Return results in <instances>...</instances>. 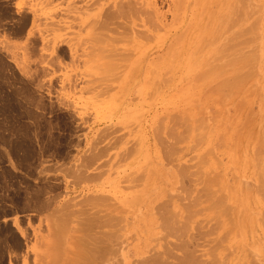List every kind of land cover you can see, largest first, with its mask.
Segmentation results:
<instances>
[{
	"label": "rangeland",
	"instance_id": "obj_1",
	"mask_svg": "<svg viewBox=\"0 0 264 264\" xmlns=\"http://www.w3.org/2000/svg\"><path fill=\"white\" fill-rule=\"evenodd\" d=\"M74 1L81 7L88 0H0V264L72 263L83 213L101 199L106 200L100 205L107 200L114 205L115 214L108 203H97L105 213L123 218L111 258L116 257L108 264H136L139 255L151 254L164 240L174 250L171 263L189 254L198 264H211L213 252L222 256L214 264H260L263 255L254 252L264 246V220L254 169L257 144L264 149L257 136L264 124V0H195L185 23L183 6L176 11L173 0H159L162 21L141 7L138 16L116 17L104 30L108 50L94 41L98 30L82 8L73 9ZM232 3L235 17L224 14ZM224 18L232 19L235 30L249 23L240 31L253 29L243 32L252 33L250 46V37L244 43L243 33V39L239 30L232 34L240 40L236 52L243 48L249 55L234 63L237 54L233 67L212 74L209 68L226 59H216L215 47L203 45L215 38L213 32L220 43V34L233 33H227L233 27ZM218 23L229 27L227 32L215 28ZM206 172L223 176V198L214 209L222 210L219 218L203 192ZM200 176L205 178L198 184ZM231 185L237 193L227 198ZM169 209L177 214L175 226L182 227L184 242L183 235L165 239L160 222ZM56 229L67 234L59 231V237ZM176 239L188 254L179 251ZM255 255L261 256L258 262Z\"/></svg>",
	"mask_w": 264,
	"mask_h": 264
},
{
	"label": "bare ground",
	"instance_id": "obj_2",
	"mask_svg": "<svg viewBox=\"0 0 264 264\" xmlns=\"http://www.w3.org/2000/svg\"><path fill=\"white\" fill-rule=\"evenodd\" d=\"M119 1H121V0H88L87 2H86V4L84 5L83 4V6H81V7H79L78 5H77V1H74L75 3H74V6H73V9L75 10V11H79L80 12V10H81V8H82V11L83 12H85L86 14H87V17L89 18V20H88V22H89V25H91L92 26V28H93V30L94 29H96L97 28V30H98V35L96 36V38L94 39V41H97V42H102L103 43V45H102V47H105V49L104 50H108L109 48H108V46L107 45H110L109 43H108V38H107V36H106V33L104 32V30H105V28L106 27H109V25L111 24V22H113V20H115L116 19V17H118L120 14H125V17H127L128 15H130V17H132V16H135V15H137L138 16V14L140 13V12H142V10H140L139 8L141 7V8H143V10L144 11H146V13H153L154 15L152 16V18H154V17H156L157 18V20H159V21H162V19L164 18V15L162 14V12L160 11V8H159V3H158V1L159 0H144V2L143 1H139L138 2V0L137 1H132V0H124V1H126V2H124V1H121V3L119 2ZM193 1H195V0H173L172 1V6H174V7H176L175 8V10L177 11V9L178 8H180V7H184L185 8V10H184V13H180L181 12V9L182 8H180V16H181V14H183V23H185L186 21H188L187 20V15H188V6H191V5H189L191 2H193ZM197 1V2H196ZM195 2L198 4V1L199 0H196ZM232 1V0H231ZM224 2H225V0H224ZM224 2H223V4H224ZM234 2V1H233ZM239 2H241V0H239ZM238 2V3H239ZM244 2H246L245 0H244ZM125 3H127V4H125ZM195 3V4H196ZM229 3V2H228ZM242 3H243V0H242ZM139 4V5H138ZM193 4H194V2H193ZM169 5V4H168ZM228 6H230L229 4H227ZM232 5H234V3H232ZM236 5V4H235ZM235 5L233 6V7H231L230 6V8H233V11H232V9L231 10H229L230 8H228L227 10H229V11H232V12H228L227 10H226V8H225V10H226V12L228 13V14H226L225 13V11H224V14L225 15H234V14H236V9L234 8L235 7ZM139 6V7H138ZM170 6V5H169ZM221 6H223V5H221ZM239 6V5H238ZM193 7V6H192ZM199 7V6H198ZM236 7H237V5H236ZM242 7V6H241ZM170 8V7H169ZM183 8V9H184ZM245 9L246 10V8L245 7H242L241 9ZM196 9V8H195ZM234 9H235V11H234ZM238 9H240V7L238 8ZM237 9V10H238ZM244 9L243 10H241L242 12L241 13H244L243 11H244ZM148 10V11H147ZM172 10H173V8H172ZM179 10V9H178ZM196 10H194V12H195ZM90 12V13H89ZM173 12V11H172ZM191 12V11H190ZM210 12H212V11H210ZM234 12V13H233ZM208 13V12H207ZM213 13V12H212ZM211 13V14H212ZM222 13V12H221ZM241 13H239V14H241ZM245 13H246V11H245ZM245 13H244V16H246L245 15ZM172 14H174V13H172ZM179 15V14H178ZM193 15V14H192ZM216 15V14H215ZM214 15V16H215ZM219 15V14H218ZM224 15V16H225ZM196 16H197V14H196ZM210 16V15H209ZM236 15H234V17H235ZM241 17H243V14H241L240 15ZM239 16V17H240ZM161 17V18H160ZM178 17V16H177ZM182 17H181V19H182ZM222 17V16H221ZM240 17V18H241ZM156 18H154V19H156ZM166 18V17H165ZM195 18V17H194ZM197 18V17H196ZM199 18V17H198ZM197 18V19H198ZM240 18H239V20H240ZM250 18V17H249ZM179 20H180V17L178 18ZM225 19V18H224ZM230 18H226L225 19V21L227 20V21H230V23H231V25H232V29H231V27H230V29L232 30H230V29H228L229 27H227V29H228V32H227V29L226 28H224L223 26H221L220 25V23H218V26L216 27L215 26V28H218L219 27V25H220V28L222 27V28H224L223 30H221V33H223L224 31H226L227 33H231V32H233L234 30H235V26H234V24L232 23V19H230ZM245 19V20H244ZM246 19H248L247 17H244V18H242V20H244V21H246ZM172 20H173V17H172ZM171 20V21H172ZM177 20V19H176ZM176 20H175V18H174V20L173 21H175L176 22ZM194 20V19H193ZM218 20H219V17H218ZM221 20V19H220ZM220 20L218 21V22H220ZM150 21H151V19H150ZM150 21H148L149 23H151ZM159 21H158V23H157V21H152V22H156L155 23V26H157V25H159V27H160V24H159ZM165 19H164V21H163V23H165ZM225 21H223V23H222V25H225ZM242 22V23H240V30L242 29L241 28V26H243V28H246V27H248V26H246L247 24H249V23H246V22ZM178 22V23H177ZM176 23L177 24H179L178 26H181L180 25V22L179 21H177ZM195 22H197V21H195ZM221 22H222V20H221ZM161 23V22H160ZM168 23V24H167ZM169 23H171V22H167L166 21V25L168 26L169 25ZM176 23H174V24H176ZM182 23V24H183ZM192 23V21H191V19H190V24ZM230 23L228 22V25H230ZM246 23V24H245ZM162 24V23H161ZM209 24V23H208ZM243 24V25H242ZM255 24V23H254ZM258 24V23H257ZM256 24V25H257ZM153 26H154V23L152 24ZM164 25V24H163ZM166 25H164L165 27H166ZM184 25V24H183ZM227 25V24H226ZM163 26V27H164ZM196 25H195V23L193 24L192 23V27L191 28H193V27H195ZM198 26V25H197ZM202 26V25H201ZM237 26V25H236ZM238 26H239V24H238ZM254 26V25H253ZM188 28L187 29H189V24H188V26H187ZM203 27V26H202ZM162 27H160V29H161ZM180 28V27H179ZM201 28V27H200ZM214 28V29H215ZM220 28H218V29H220ZM252 28H254V27H252ZM256 28V27H255ZM186 29V30H187ZM194 29V28H193ZM192 29V30H193ZM196 29H198L197 27H196ZM195 29V30H196ZM226 29V30H225ZM234 29V30H233ZM258 29V28H257ZM172 30V29H171ZM174 30H175V28H174ZM174 30H172V31H174ZM176 30H178V27H177V29ZM176 30H175V32H176ZM183 30V29H182ZM186 30H185V32H186ZM191 30V29H190ZM201 30V29H200ZM199 29H198V31H200ZM205 30V29H204ZM239 29H237V30H235V32H237ZM239 30V32H238V35H239V37H240V39H243L244 37V39H243V42L244 43H247V42H245L244 40H249V37L251 36V32L250 33H243L244 31H248V30H253V29H248V30H244L243 32H241ZM255 30V29H254ZM165 31H167V30H165ZM170 31V30H169ZM189 31V30H188ZM214 31H216V30H214ZM219 32V31H218ZM217 32V33H218ZM119 33H121V34H124L123 32H119ZM174 33V32H173ZM199 33V32H198ZM214 33L215 32H213V36L215 37V38H213L212 40H210L209 39V41H211V42H205V45H203V47L205 46H208V43H209V45H211V47L212 46H214L215 47V49H216V53H215V55H213V53H212V55L213 56H216V59L219 57V58H224V59H226V61H223V64H220V63H217L215 66L213 65L212 67H210L209 69L211 70V71H209V73H212L213 71H216V72H214V73H216L217 74V72L218 71H220L221 73H222V71H227V69H228V67L230 68V66H231V64L230 63H233L232 62V60H235L234 58L237 56V54H238V57H236V59L237 60H235L234 61V63L236 62H238V61H240V60H238V59H240L239 57H242V58H244L246 55H249V53L248 54H245V52H242V49H240V52L243 54H241L238 50H239V48H240V40H236L235 39V37H233V35L232 34H235L234 32L233 33H231V34H228L229 36H227V35H225V33H223L224 35H221L220 34V36H223L224 38H226V37H229L228 38V40L226 41H223V37H221V43H220V39H218V36H219V34H215L214 35ZM242 33H243V36L241 37V35H242ZM151 34V33H150ZM150 34H148V35H150ZM176 34H178V33H176ZM241 34V35H240ZM244 34H246V35H244ZM250 34V36L248 37L247 35H249ZM132 35H135V33H133ZM171 35V34H170ZM180 35V34H179ZM185 35V34H184ZM184 35H182V37L184 36ZM236 35V34H235ZM234 35V36H235ZM254 36V35H253ZM252 36V37H253ZM256 36H258L257 35V33H256ZM178 37V36H177ZM189 37V36H188ZM246 37H248L247 39H246ZM175 38V37H174ZM174 38H173V44H174V42H175V40H174ZM255 39H256V37H254ZM177 39V38H176ZM188 39V38H187ZM196 39H194L193 41H195ZM207 40V39H206ZM205 40V41H206ZM251 40H252V38L250 37V43L249 44H247V45H251ZM201 41V40H200ZM200 41L199 42H197L196 44H199L200 43ZM203 41V40H202ZM186 42V41H185ZM255 44H256V42L255 41H253ZM252 42V43H253ZM107 43V44H106ZM206 43H207V45H206ZM189 44H192L191 42L189 43ZM195 44V43H194ZM194 44H192L193 46H194ZM201 44V43H200ZM203 44H204V41H203ZM235 44H239L237 47L236 46H234ZM188 45V44H187ZM186 45V46H187ZM182 46V45H181ZM192 46V47H193ZM196 46H198V45H196ZM170 48L172 47V43H171V46H169ZM187 47H190V45L189 46H187ZM209 47V46H208ZM237 48L238 50H237V52H236V49H234V48ZM239 47V48H238ZM170 48H168L169 50H170ZM185 48V47H184ZM198 48V47H197ZM175 49V48H174ZM177 49V48H176ZM188 49V48H187ZM204 49V48H203ZM211 49V48H210ZM92 51H95V49L94 48H92L91 49ZM183 50H185V49H183ZM197 50H199V49H197ZM233 50H234V52H233ZM171 51V50H170ZM203 51V50H202ZM201 51V52H202ZM177 52V51H176ZM175 52V53H176ZM197 52V51H196ZM239 52V53H238ZM167 54L169 53V51H167L166 52ZM165 53V54H166ZM171 53V52H170ZM169 53V54H170ZM195 53V52H194ZM192 54V55H195V54ZM168 54V55H169ZM201 54V53H200ZM217 54V55H216ZM235 54V56L233 57V55ZM239 54H240V56H239ZM168 55H166V56H168ZM231 55H232V57H231ZM253 55V54H252ZM251 54H250V56H252ZM166 56H164V58L166 57ZM176 56V55H175ZM199 56H201V55H199ZM210 56V55H209ZM255 56V55H254ZM193 57V56H192ZM214 58V57H213ZM218 58V59H219ZM221 58V59H222ZM232 58V59H231ZM246 58V57H245ZM248 58H250V57H248ZM255 57H253V59H254ZM257 58V57H256ZM170 59V58H169ZM250 60H252V59H250ZM197 61V60H196ZM195 61V62H196ZM215 61V60H214ZM242 61H246V59H242L241 60V62ZM199 62V61H198ZM218 62V61H217ZM197 63V62H196ZM240 63V62H239ZM245 63H247V62H245ZM220 64V65H219ZM241 64V63H240ZM230 65V66H229ZM232 65H234V64H232ZM241 65H244V64H241ZM246 65V64H245ZM153 66H154V64H153ZM226 66H228V67H226ZM235 67H236V64L234 65ZM238 66V65H237ZM231 67H233V66H231ZM241 67H243V66H241ZM247 67V66H246ZM154 68V67H153ZM227 68V69H226ZM242 69V68H241ZM245 69V68H244ZM247 69V68H246ZM236 70V69H235ZM238 70V69H237ZM236 70V71H237ZM151 71H152V69H151ZM154 71V70H153ZM230 71V70H229ZM240 71V70H239ZM219 72V73H220ZM242 72V71H241ZM251 72H253L252 70H251ZM214 73H212V74H214ZM233 73H235V71L233 72ZM245 73V72H244ZM249 73H250V71H249ZM230 74V73H229ZM237 74V73H236ZM252 74V73H251ZM251 74L249 75L250 77H251ZM241 75V74H240ZM246 75V74H245ZM239 76V75H238ZM243 76V75H242ZM241 76V77H242ZM234 77H235V74H234ZM240 77V76H239ZM238 78V77H237ZM248 78V77H247ZM239 79V78H238ZM241 80V79H240ZM243 80H245V76H244V79ZM190 81V80H189ZM225 84V83H224ZM193 86V85H192ZM192 89V88H191ZM194 89V88H193ZM254 90V89H253ZM216 91H218V90H216ZM221 91H223V90H220V93H221ZM219 92V91H218ZM254 92H255V90H254ZM262 98H260L262 101H263V96H261ZM203 98V97H202ZM187 99V98H186ZM243 100V99H242ZM245 101V100H244ZM262 101H261V103H262ZM241 103L242 104H244L242 101H241ZM264 103V102H263ZM197 104V103H196ZM218 104V103H217ZM211 105H213V104H211ZM264 105V104H263ZM197 106V105H196ZM192 107H193V105H192ZM211 107H213V106H211ZM210 107V108H211ZM241 107H243L242 105H241ZM263 109H264V106H263ZM186 110V109H185ZM260 112H262V110L260 111ZM185 113H188L187 111L185 112ZM183 115V114H182ZM186 115V114H185ZM261 116H260V118H261V120L263 119V113L262 114H260ZM187 116V115H186ZM185 116V117H186ZM188 117H190V116H188ZM187 117V118H188ZM192 120V119H191ZM183 121V120H182ZM185 122H186V120H185ZM199 124V123H198ZM261 128H258L259 130H258V133H257V136H259V141L260 142H263L264 143V124L262 123L261 124V126H260ZM198 129H199V127H198ZM185 130V129H184ZM255 130V129H254ZM172 131V130H171ZM199 131V130H198ZM211 133V132H210ZM239 135H240V133H238ZM252 134H254V132H252ZM255 135V134H254ZM222 137V136H221ZM253 137H251V139H252ZM219 139V138H218ZM242 139V138H241ZM241 139H239V136L237 137V139L236 140H239V142L237 143L238 145H240V146H242L243 147V144L241 145L240 144V140ZM220 140V139H219ZM243 140V139H242ZM211 142H212V140H210ZM244 141V140H243ZM242 141V142H243ZM236 144V145H237ZM239 146V147H240ZM238 147V146H237ZM237 149H239V148H237ZM209 150V149H208ZM257 150H258V154H257V157H256V170L254 169V171H255V174H254V176H255V178L259 181L258 182V184L256 185L257 187H256V192L260 195V196H258L257 198H258V200L260 201V204H261V211L263 212H260V219L261 220H264V219H262L264 216V206H263V204H264V149H263V147H262V145L260 144V143H258L257 144ZM207 151V150H206ZM205 153V152H204ZM208 153V152H207ZM210 155V154H209ZM204 156V155H203ZM205 157V156H204ZM213 169V168H212ZM211 170V169H210ZM209 170V171H210ZM216 169H213V172H216L215 171ZM218 170V169H217ZM210 172H212V171H210ZM207 173H209V172H206V173H204L203 174V176H206L207 175ZM217 173V172H216ZM210 174V175H209ZM207 176H206V178L205 177H202V176H200L199 178H200V180L202 179V178H205L204 179V183H203V187L205 188H203V192H205V190H206V194H207V196L209 197V204H210V211H211V209L212 210H214L216 207H215V205L217 204V201L219 202V200H221L222 198H223V196H222V194H221V192L219 193V191H220V189H221V191H222V188L220 187V186H223L224 185V183H223V176L222 175H220V172H219V174H214V175H211V173H209ZM199 180V179H198ZM202 182V180L198 183V184H200ZM220 182H222V183H220ZM201 186H202V184H201ZM216 186H218V187H216ZM216 188V189H215ZM229 188V195L228 194H226L227 196V198L228 197H230V195H231V198H233V197H235V195H236V193H237V188H235V186L234 185H231V186H229L228 187ZM202 190V189H201ZM228 189H225V191H227ZM231 191H232V194H231ZM220 194V195H219ZM101 200H106V199H101ZM101 200H96V201H98V202H101ZM95 201V200H94ZM95 201V202H96ZM108 201V200H107ZM107 201H103V203H108L109 204V201L107 202ZM97 202V203H98ZM97 203H94V205H93V203H91L89 206L90 207H94V206H97L98 207V209H101V207H102V205H103V203H102V205H100L99 203V205L101 206H99ZM95 204H97V205H95ZM107 204V207H108V210L109 209H111L112 208V206H114L113 204H111V202H110V204L108 205ZM87 206V205H86ZM88 207V206H87ZM90 207H88L89 209H91ZM92 207V210H91V212L89 213L88 212V210L86 209V213L88 214V216H87V214L86 213H83V212H85V211H83L82 213H83V215H84V219H83V225L82 224H80L79 225V230H77V231H82V233L80 232V234H81V236H79V238L77 239V246L78 247H76V245L74 246L75 248H76V250H72V251H74L75 252V257H73V262L72 263H70V264H108V262L110 261L111 262V260L112 259H115V257H112L111 258V256H114L113 254L115 253H117V251H116V246L118 245V241H119V234H118V232H119V229H121L122 227H119L120 226V219H123L122 217L120 218V217H118V215H114L115 214V210L113 209L112 210V212H114V214L113 213H111V212H109V213H105V211L104 210H100V211H98V209H97V207L96 208H93ZM100 207V208H99ZM104 207H106V206H104ZM208 207H209V205H207L206 204V206H205V209L207 208L208 209ZM94 209V210H93ZM95 209L98 211V212H100L101 214L99 215V213H98V215H96V213H97V211H95ZM167 209V207H165V210ZM209 209H208V211H209ZM85 210V209H84ZM107 210V209H106ZM68 211V210H67ZM90 211V210H89ZM94 211V212H93ZM104 211V213H102ZM171 212V213H165L164 214V216H163V218H165V219H163V222L161 221L160 223H165V225H164V236H165V239H169L168 237H170V236H175V237H178V235H183V234H181V233H179V231H180V229L182 228V227H180L179 228V225H177V227L175 226L176 225V218H177V214L176 215H174L173 214V216L171 215L172 214V212L173 211H171V209H169V210H167L166 212ZM215 211V215H217V217L216 218H219V217H221L222 216V210H214ZM66 212V211H65ZM70 212V211H69ZM96 212V213H95ZM61 213V212H60ZM92 213H94V214H92ZM174 213V212H173ZM176 213H178L179 214V212L178 211H176ZM212 213H214L213 211H212ZM73 214V213H72ZM74 214H75V212H74ZM168 214V215H167ZM82 215V216H83ZM214 215V214H213ZM59 216V215H58ZM68 216V215H67ZM73 216V215H72ZM79 216V215H78ZM174 216L176 217V218H174ZM71 217V216H70ZM179 218H180V215L178 216ZM69 218V217H68ZM68 218L66 219V220H64V221H67L68 220ZM73 218H75V217H73ZM72 217H71V219H73ZM77 218H79V217H77ZM80 218H81V216H80ZM118 218H120V219H118ZM174 218V219H173ZM178 218V219H179ZM76 219V218H75ZM177 219V220H178ZM187 219V218H186ZM214 218H212L211 220H213ZM80 221H82V218L81 219H79ZM162 220V219H161ZM188 220V219H187ZM187 220H184L183 222V226H186V225H184V224H186L187 223V225L189 226V221H187ZM215 220V219H214ZM76 221V220H75ZM123 221V220H122ZM157 221V220H156ZM187 221V222H186ZM186 222V223H185ZM264 222V221H263ZM71 223V222H70ZM80 223V222H79ZM178 223V222H177ZM60 224V223H59ZM77 224V223H76ZM162 224H160L161 225V228L163 227L162 226ZM63 225V224H62ZM123 225V224H122ZM217 225H218V227H219V229H221L222 228V226H223V228L222 229H224V225H221V226H219V222L217 221ZM65 226V225H64ZM70 226H72V225H70ZM70 226H68V227H70ZM74 226V225H73ZM77 226V225H76ZM80 226H83V227H80ZM216 226V225H215ZM66 227V226H65ZM65 227H63L64 229H66L67 230V227L65 228ZM221 227V228H220ZM62 227H61V229H63ZM82 228V229H81ZM184 228V230L183 231H185V227H183ZM208 228H210V227H208ZM214 229L216 228V227H213ZM213 228H210L209 229V231L211 230V229H213ZM226 228V227H225ZM72 229H74V228H72ZM163 229V228H162ZM214 229H213V231H214ZM58 229H56L55 231H57ZM66 230L64 231L65 233H66ZM75 230V229H74ZM155 230H156V228H155ZM216 230H218V228H216ZM215 230V232L216 233H219L218 231H216ZM225 231H226V229H224ZM59 231H61L60 233H62V231L63 230H58L57 231V233H55V234H58L57 236H59L60 234L58 233ZM71 231V230H70ZM75 232H76V230H75ZM160 232V231H159ZM222 232V231H221ZM65 233H62L60 236H62L63 234H65ZM162 232H160L159 234H161ZM185 233V232H184ZM223 233V232H222ZM221 233V234H222ZM67 234V233H66ZM158 234V233H157ZM78 235V234H77ZM76 235V236H77ZM185 235V234H184ZM184 235L182 236V237H184ZM222 235H224V233L222 234ZM59 236V237H60ZM64 236V235H63ZM62 236V237H63ZM160 236H163V234H161ZM217 236H218V234H217ZM159 237V236H158ZM181 237V236H180ZM182 237L180 238L181 240H182V242H184L186 239H185V237L182 239ZM191 237V236H190ZM221 237V236H220ZM160 238V237H159ZM159 238H157V240L159 239ZM171 238V237H170ZM188 238H189V236H188ZM187 238V240H189ZM180 239H179V243H178V241H177V239H176V241H177V243H178V245H177V247L178 248H180V246H179V244L180 245H182L181 243V241H180ZM185 239V240H184ZM222 239V238H221ZM184 240V241H183ZM57 242H59V241H57ZM56 242V243H57ZM159 242V241H158ZM166 242H167V240L165 241L164 240V243H165V245H163V244H161V245H163V246H161V245H159L157 248H154V251H150V252H152L151 254L149 253V255H148V252H146L147 254H146V256L145 255H139V257H141V258H139L138 257V261H136L137 263H139V264H196L198 261H196V259H195V257H193L192 255L190 256L188 253H189V250L186 252L185 250H187L186 249V244H184L183 243V245H185L184 247H181L180 249H179V251L181 252V251H183L184 252V254H188V255H182V257L183 258H181V256L179 257L178 256V258H177V260H175L174 259V262L176 261V263H174L173 261V263H171V260H169V259H172L173 260V258H171V257H173L174 255H172V252L174 251L173 249L171 250V248H170V246L168 245V244H166ZM187 242H189V241H187ZM186 242V243H187ZM225 242V241H224ZM55 243V241H54V243L52 244V248L53 249H55V247H56V250H57V244ZM176 243V242H175ZM226 243V242H225ZM159 244V243H158ZM188 244V243H187ZM218 244V243H217ZM222 244V243H221ZM55 245V246H54ZM171 245H173V244H171ZM190 245V244H189ZM223 245V244H222ZM225 245V244H224ZM59 246H60V244H59ZM190 247V246H189ZM212 247H214V249H215V251H217V249H216V244H213V246ZM222 247V246H221ZM152 248V247H151ZM176 248V247H175ZM182 248H183V250H182ZM60 249V248H59ZM177 249V248H176ZM212 249L213 248H211V251H212ZM213 249V250H214ZM224 249V248H223ZM261 249V250H260ZM259 249V247H257V250L258 251H255L254 252V254H256V255H258L257 254V252L259 253V255H263V258L261 257V256H256L257 258H256V261L258 262V260H259V257H261V259L259 260L260 261V264H264V246H262L261 248ZM55 250V251H56ZM221 250H222V248H221ZM259 250H260V252H263V254H261L260 252H259ZM178 252V251H177ZM177 252H175V253H177ZM221 252V251H220ZM182 253V252H181ZM210 253V252H209ZM213 253V252H212ZM211 253V255H208L209 256V258H211V259H214L215 258V261L213 260V263H211V264H214V262H216V259L220 256V255H215L214 257L212 256L213 254ZM183 254V253H182ZM204 255H206V253L204 254ZM223 255V254H222ZM171 256V257H170ZM177 256V255H176ZM175 256V257H176ZM217 256V257H216ZM224 256V255H223ZM127 257V256H126ZM170 257V258H169ZM204 257V256H203ZM220 257H222V256H220ZM125 258V257H124ZM169 258V259H168ZM225 258V257H224ZM224 258H220V262H222L221 261V259H224ZM111 259V260H110ZM207 260H208V258H206ZM206 259L204 258L202 261L203 262H205L206 261ZM219 259V258H218ZM255 259V258H254ZM258 259V260H257ZM140 260V261H139ZM169 260V261H168ZM198 260V259H197ZM201 260H199L200 262H201ZM224 260H226V259H224ZM114 261V260H113ZM245 261V260H244ZM25 262H27V261H25ZM135 262V263H136ZM218 262H219V260H218ZM219 262V263H220ZM224 263H225V261H223ZM253 262H255V261H253ZM136 263V264H137ZM202 263V262H201ZM57 264V263H56ZM198 264V263H197ZM204 264V263H203ZM216 264H218V263H216ZM255 264H256V262H255ZM258 264V263H257Z\"/></svg>",
	"mask_w": 264,
	"mask_h": 264
}]
</instances>
